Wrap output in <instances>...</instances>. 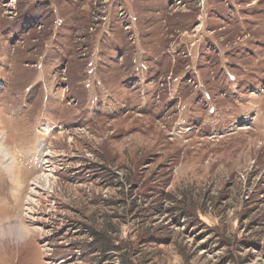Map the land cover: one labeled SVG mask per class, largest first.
I'll use <instances>...</instances> for the list:
<instances>
[{"label": "rangeland", "instance_id": "374dc122", "mask_svg": "<svg viewBox=\"0 0 264 264\" xmlns=\"http://www.w3.org/2000/svg\"><path fill=\"white\" fill-rule=\"evenodd\" d=\"M0 264H264V0H0Z\"/></svg>", "mask_w": 264, "mask_h": 264}]
</instances>
